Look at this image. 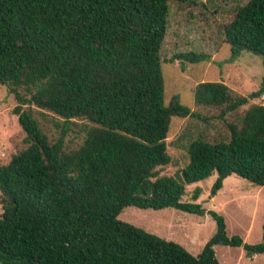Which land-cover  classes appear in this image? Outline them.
Instances as JSON below:
<instances>
[{
    "label": "trees",
    "instance_id": "trees-1",
    "mask_svg": "<svg viewBox=\"0 0 264 264\" xmlns=\"http://www.w3.org/2000/svg\"><path fill=\"white\" fill-rule=\"evenodd\" d=\"M175 24L201 32V50L172 60L208 62L223 44L264 65V0H175ZM173 0H0V84L14 94L24 147L0 164L1 264H220L216 245L264 253L263 239L229 236L225 217L183 202L187 186L217 173V193L238 175L264 186V95L223 81L195 87L194 109L165 101L161 51ZM56 128L57 134L41 122ZM188 118V163L176 175L168 138ZM226 123L215 131L214 122ZM49 127V126H48ZM83 141L70 146L74 129ZM54 133V132H53ZM202 192L197 188L193 198ZM127 206L209 214L217 232L198 255L119 218Z\"/></svg>",
    "mask_w": 264,
    "mask_h": 264
},
{
    "label": "rangeland",
    "instance_id": "rangeland-1",
    "mask_svg": "<svg viewBox=\"0 0 264 264\" xmlns=\"http://www.w3.org/2000/svg\"><path fill=\"white\" fill-rule=\"evenodd\" d=\"M205 2L207 0H198ZM249 0H229L230 9ZM176 1L172 2L169 35L163 45L161 55L162 72L165 81V101L168 103L174 95H179L181 102L189 108L195 106V87L203 81H223L244 95L258 90L263 82L264 65L262 57L245 51L234 62L230 61L231 50L223 44L219 52L210 61L186 64L182 68L180 60H172L179 53L201 50V32L186 24L176 25ZM253 102L264 104V95ZM17 100L9 89L0 84V164L7 163L11 156L25 145L26 133L22 129L18 116L13 113ZM40 118V117H39ZM41 122L49 128L52 135L56 128L42 118ZM188 118L173 117L168 140L172 162L164 167L162 173L176 175L188 163L187 139L181 138L186 133ZM49 126V127H48ZM215 131H223L226 123L214 122ZM75 128L68 137L70 146H77L83 141L84 134ZM54 132V133H53ZM217 173L187 186L182 197L183 202L200 203L207 210H215L223 215L229 236L239 235L245 243L255 244L263 239L264 225V186H258L249 180L232 174L226 178L224 186L213 195L212 187ZM201 188L200 197L193 195ZM3 207L0 202V217ZM119 218L144 230L183 245L194 255H198L213 235L217 232V223L211 215L195 214L176 208L142 209L127 206ZM216 256L220 264H264V253L252 257L246 254L244 247L216 245ZM1 264V263H0Z\"/></svg>",
    "mask_w": 264,
    "mask_h": 264
},
{
    "label": "water",
    "instance_id": "water-1",
    "mask_svg": "<svg viewBox=\"0 0 264 264\" xmlns=\"http://www.w3.org/2000/svg\"><path fill=\"white\" fill-rule=\"evenodd\" d=\"M215 194V192H213V195Z\"/></svg>",
    "mask_w": 264,
    "mask_h": 264
}]
</instances>
